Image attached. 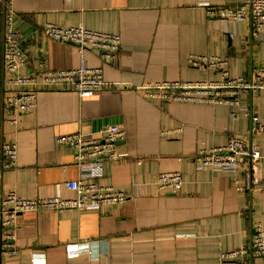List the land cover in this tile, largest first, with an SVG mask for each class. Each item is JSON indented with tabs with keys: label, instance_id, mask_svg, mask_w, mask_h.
I'll list each match as a JSON object with an SVG mask.
<instances>
[{
	"label": "crops",
	"instance_id": "crops-1",
	"mask_svg": "<svg viewBox=\"0 0 264 264\" xmlns=\"http://www.w3.org/2000/svg\"><path fill=\"white\" fill-rule=\"evenodd\" d=\"M248 0H210L239 6ZM200 0H9L2 23L12 17L30 65L16 75L82 65L73 43L49 39L44 27L84 28L121 39L114 61L92 49L84 64L101 68L105 85L90 98L40 89L37 107L9 124L0 112V146L18 148V165L0 178V193L26 199H74L67 183L79 179L74 151L63 136L101 138L119 126L118 159L95 168L96 182L128 195L119 205L85 210L25 213L18 217L16 256L0 264H220L221 255L250 245L253 229H264V131L251 133L255 113L264 126V91L240 97L242 110L224 104L165 101L144 87L162 82H218L222 70L193 68L191 55L215 56L230 77L264 68V30L251 37L248 23L209 19ZM3 34V33H2ZM8 75L1 74L2 78ZM247 110V111H245ZM236 112V118L231 113ZM249 136L258 145L257 165L233 172L199 169L200 150ZM180 172L176 193L162 191L157 176ZM249 264H264L253 258Z\"/></svg>",
	"mask_w": 264,
	"mask_h": 264
},
{
	"label": "built area",
	"instance_id": "built-area-1",
	"mask_svg": "<svg viewBox=\"0 0 264 264\" xmlns=\"http://www.w3.org/2000/svg\"><path fill=\"white\" fill-rule=\"evenodd\" d=\"M9 0H0V112L9 124H16L18 118L37 107V97L41 90L51 92L59 86L73 92L80 98H90L105 85L101 68H89L84 64L88 49L97 51L106 61H114L119 53L121 39L117 35L91 31L84 28H62L53 24L45 25V35L54 41L73 43L80 49L82 65L73 70L50 71L44 62L38 65L36 72L16 75L22 68L30 65V58L21 48L22 36L12 27V17L2 23V7ZM200 7L206 10L209 19H225L248 23L251 37L264 30V0H248L239 6H215L210 0H200ZM3 33V34H2ZM189 64L193 68H213L222 70V80L218 82H162L144 87L147 97H156L165 101L224 104L242 110L240 97L245 93L256 94L264 91V68L254 70L251 75L230 77L224 70L225 62L215 56L191 55ZM7 74L5 78L1 74ZM243 111V110H242ZM247 111V110H245ZM237 113H231L236 118ZM252 119L251 133L264 131L255 113ZM126 132L119 126L105 130L101 138L88 137L77 133L58 139L62 147L74 151V163L80 168L78 180L67 183V188L76 193L74 199L58 197L26 199L16 192L0 193V257L19 254L16 242L17 220L25 213L61 211L65 209L85 210L101 206L119 205L129 197L112 187L96 182L98 174L95 168L103 160H117V144L123 141ZM261 158L258 145L249 136L233 137L226 146L200 150L196 155L199 169L211 168L214 171L233 172L239 168L257 165ZM18 165V148L9 142L0 146V178L6 171ZM157 185L162 191L176 193L183 185L180 172H165L157 176ZM248 247L223 253L220 264H249L253 258H264V229L256 225Z\"/></svg>",
	"mask_w": 264,
	"mask_h": 264
},
{
	"label": "trees",
	"instance_id": "trees-1",
	"mask_svg": "<svg viewBox=\"0 0 264 264\" xmlns=\"http://www.w3.org/2000/svg\"><path fill=\"white\" fill-rule=\"evenodd\" d=\"M2 18H3V16H2Z\"/></svg>",
	"mask_w": 264,
	"mask_h": 264
}]
</instances>
